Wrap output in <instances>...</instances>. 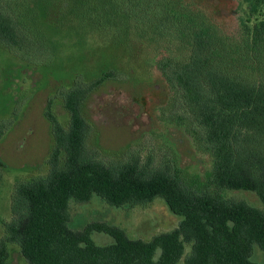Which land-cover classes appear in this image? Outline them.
Masks as SVG:
<instances>
[{
    "label": "trees",
    "instance_id": "1",
    "mask_svg": "<svg viewBox=\"0 0 264 264\" xmlns=\"http://www.w3.org/2000/svg\"><path fill=\"white\" fill-rule=\"evenodd\" d=\"M68 1L78 0H15L12 9H0V44L22 53L31 31L36 33L22 17L38 18L47 7L62 13ZM142 2L115 4L119 12L137 15ZM251 2L264 14V0ZM148 6L144 0L141 9ZM153 6L158 34L192 43L187 64L163 60L159 67L177 91L178 114L205 128L214 159L207 181L196 187L198 183L182 179L170 162L155 166L130 157L109 164L92 155L83 107L90 90L105 79L85 86L78 77L63 89L70 123L54 127L53 167L45 176L18 184L12 201L8 240L19 244L30 264H178L187 244L191 251L185 264H260L252 256L256 245L264 253V211L223 192L253 191L264 203V19L252 27V39L235 48L207 30L200 12L174 0H155ZM248 42L258 47L252 51ZM38 47L40 59L50 62L52 49L43 41ZM94 195L114 206L162 197L182 219L177 228L149 241L131 238L120 226L104 222L70 228V201L87 202ZM94 231L110 235L114 242L96 244ZM8 258L7 245L0 243V264Z\"/></svg>",
    "mask_w": 264,
    "mask_h": 264
},
{
    "label": "rangeland",
    "instance_id": "2",
    "mask_svg": "<svg viewBox=\"0 0 264 264\" xmlns=\"http://www.w3.org/2000/svg\"><path fill=\"white\" fill-rule=\"evenodd\" d=\"M14 1L0 0V9H12ZM148 1L147 10L141 9L144 0L139 4L137 15L119 12L116 0L68 1L62 13L47 7L38 18L22 17L24 25L36 30L22 53L0 44V243L9 250L6 264H30L19 244L8 240L12 201L18 184L45 176L53 167L54 127L67 128L70 123L63 89L78 77L85 86L105 79L90 90L83 107L90 124L86 144L92 155L109 164L130 157L155 166L170 162L191 184L202 186L207 181L214 159L205 128L178 114L177 91L159 67L163 60L187 64L192 43L158 34L152 23L155 0ZM174 1L200 12L207 30L235 48L252 39V27L264 19L251 0ZM39 41L52 49L50 62L40 59ZM249 45L254 51L256 45ZM223 194L264 211L253 191L230 189ZM181 219L162 197L123 206L111 205L98 195L87 202L70 201L69 226L75 230L104 222L120 226L131 238L149 241L177 228ZM92 238L98 245L114 242L104 232L94 231ZM190 251L187 244L178 264H185ZM252 259L264 264L258 245Z\"/></svg>",
    "mask_w": 264,
    "mask_h": 264
}]
</instances>
